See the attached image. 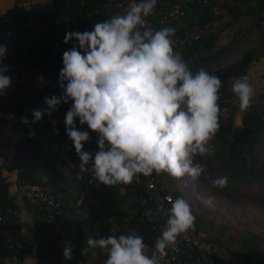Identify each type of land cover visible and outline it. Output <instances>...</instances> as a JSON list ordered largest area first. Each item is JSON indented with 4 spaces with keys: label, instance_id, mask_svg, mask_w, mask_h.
<instances>
[{
    "label": "clouds",
    "instance_id": "1",
    "mask_svg": "<svg viewBox=\"0 0 264 264\" xmlns=\"http://www.w3.org/2000/svg\"><path fill=\"white\" fill-rule=\"evenodd\" d=\"M156 5L157 0H134L122 14L94 23L91 30L67 32L63 43H71V47L62 55L60 95L45 96L46 107L31 110L33 120L21 117L22 123L34 124L70 102L66 135L79 157V167L88 170L90 165L92 178L99 184L128 185L134 179L138 182L141 174L154 172L196 180L205 167L194 159L209 153L221 116L228 112L219 105L221 79L204 68L193 72L175 50L176 29H156L147 23ZM7 51V45L0 44V95L12 85V77L6 74L10 66L3 64ZM37 79L44 82L42 74ZM231 88L239 110L247 111L254 96L249 77L235 78ZM77 119L97 134L98 150L94 153L84 149L90 132L77 128ZM211 183L224 188L228 177ZM166 200L171 207L159 209L166 222L151 255L135 230L118 236L89 235L82 255L92 249L95 259L98 252L106 250L101 264H161L177 238L195 230L196 220L184 198L169 196ZM204 203L212 206L213 201L207 198ZM63 256L72 259L70 243L66 242Z\"/></svg>",
    "mask_w": 264,
    "mask_h": 264
},
{
    "label": "trees",
    "instance_id": "2",
    "mask_svg": "<svg viewBox=\"0 0 264 264\" xmlns=\"http://www.w3.org/2000/svg\"><path fill=\"white\" fill-rule=\"evenodd\" d=\"M25 1L29 0H23V2ZM104 2L105 0H51V5L49 6L29 9L21 6L18 7L20 3L15 2L11 9L0 16V19L2 16L6 15L13 24L23 28L27 22L38 23L44 21L45 18H60L67 16L71 17L73 21H78V29L80 32H83L85 30H91L94 23L109 18V16L104 15V13H101V15L99 14L96 21L81 18V15L85 12L100 9V6ZM258 2L260 9L264 11V0H258ZM214 5L218 9H220V7L228 8L233 17L236 14V12L226 4H221L220 6L218 4ZM219 32L215 36H205L194 45L185 48L183 50V58L185 61L191 53L197 52L201 46L212 45ZM62 47L63 42L58 32H50L48 34L33 33L27 36L20 44L14 46L13 59L23 67H29L31 70H40L50 75H59V70L63 67L61 56ZM263 55L264 37L260 39L256 46L243 50L240 56L232 63L210 74L218 76L221 81L230 77L238 78L242 75H246L250 65ZM215 56V53L198 56L191 67L192 71L195 72L203 68ZM6 74L9 75L8 73ZM219 91L222 92L223 95L234 94L223 88ZM60 92L61 89L59 88V84L52 85L51 96H58ZM263 97L264 92L253 97L256 103L251 105L249 109L244 112L239 110L238 105H230L219 100L221 110L223 111V109L227 108L228 112L222 114L219 131L210 141L213 146L216 165L209 168V176L213 179L227 176L228 183L227 186L223 188L225 190L235 189L247 183H255L259 187H264V157L258 158L256 154V148H260L264 145V105L257 102V100ZM45 107L46 105L40 92L32 93L25 83L12 81V85L7 90L6 94L0 95V159L4 160V166L6 168L17 170L16 179L28 183L49 186L56 195V188L52 183L60 174L55 170L52 164L46 162V160L42 158L38 141L30 137L27 124L21 121V117H26L29 121L33 120L31 110L43 109ZM69 107L70 102L61 104L58 110L51 116L47 114L44 115L42 120L48 119L50 121V124L45 128V133L47 135L54 136L59 140L66 134L65 115ZM236 113H240L239 126L233 124V117ZM53 121H55V123H53ZM76 126L82 131L90 132L91 139L89 142L85 143L84 149L87 150L89 146H96L98 149L97 143L93 140L94 132L89 130L87 125H80L78 119L76 121ZM57 129L58 132L56 131ZM10 150L11 153H9ZM63 152L67 155L69 154L68 149H64ZM49 154L51 156H59L53 153ZM75 156V159L79 158L76 153ZM44 173H47V175ZM153 175L155 176L154 173ZM158 184L162 187L160 182H158ZM78 185L80 192H82V184L78 183ZM105 187L107 192L112 186L106 185ZM91 189V186H89L88 190L91 191ZM82 196L83 200L90 204L87 200L88 192H83ZM7 205L15 208L14 197L7 192V183L0 173V209H4ZM28 208L33 209L35 212L34 233L37 243L36 259L42 258L44 264L54 263L63 254L64 247H59L58 244L51 246L49 244L42 245L39 243V237L46 229L44 221H42L43 213L42 210L37 207ZM116 214L123 216L126 213L120 212ZM194 215L196 220L195 230L193 231H202L205 234L207 231L218 228L213 226L210 220L205 221L198 215ZM36 221H40L37 227L35 224ZM104 222L105 221H101L100 223ZM48 226H50L55 238H58L60 241L66 240L71 244L72 251L78 247L80 241L79 224L70 219L64 212L60 218L54 220V222ZM7 228L9 233L14 235V237L21 238L18 217H12L11 223L7 225ZM103 233L104 232L100 231L101 235H103ZM109 235L108 232L104 237ZM205 236L208 239L221 243L210 235L205 234ZM12 242L13 238L10 237L9 234L0 235V264H3L6 259H10L11 257L21 262L27 255L25 246L22 249H16ZM236 251L257 259L249 252L242 250ZM257 261L262 264L260 260L257 259Z\"/></svg>",
    "mask_w": 264,
    "mask_h": 264
},
{
    "label": "built area",
    "instance_id": "3",
    "mask_svg": "<svg viewBox=\"0 0 264 264\" xmlns=\"http://www.w3.org/2000/svg\"><path fill=\"white\" fill-rule=\"evenodd\" d=\"M183 4L172 0H157V5L154 13L146 18L147 23L156 29L162 27H172L176 29L173 39L175 40V50L180 52L183 56V50L189 46L197 43L205 36H215L219 30L224 26L227 16L224 12L218 9L209 0H182ZM15 2L23 3V0H15ZM134 0H105L100 6V9L85 12L81 18L85 20H95L104 13L109 17L113 14H122L124 10ZM138 2V0H135ZM184 6L202 8L206 6V18L202 21L192 22L181 27L176 26L178 18L185 14ZM79 22L73 21L71 17L60 18H45L44 21L33 23L27 22L23 28L13 24L10 19L4 15L0 19V43L7 45L8 51L6 58L3 60L4 65H9L10 69L15 71V82L25 83L32 93L40 92L43 99L45 96L51 97L52 85L58 83V75H50L40 70H31L29 67H23L16 60L13 59V49L16 44H20L27 36L33 33L48 34L50 32H58L63 42L64 36L69 31H79ZM71 47V43H63L61 49V56L66 49ZM43 75L44 82L41 83L37 77ZM220 100L230 105H238V98L234 94L223 95L219 91ZM259 104L264 105V97L257 100ZM255 100L252 99L251 105ZM50 124L48 119L41 120L36 123H31L30 137L38 141L40 148L45 152L57 154L62 156L68 167L71 170L73 179L82 184V193L87 191V200L91 205L98 204L105 192L106 185L99 184L92 178L90 165L86 166L88 170H82L79 165V158L75 159V149L72 146V141L65 134L61 139H56L54 136L47 135L45 128ZM83 129V128H82ZM93 140L96 142L97 134L94 132ZM85 145V144H84ZM68 149L69 154L63 152ZM88 151L95 152L96 146H89ZM5 164L4 160H0V168ZM91 186V191L88 190ZM114 186H121L126 189L128 195L134 198L135 207L132 211L126 212L125 215L119 214L109 216L105 222L110 223L109 234L119 235L135 230L144 239L147 245V254L155 250L154 243L156 238L160 235L161 230L166 222V215L164 211L159 210L161 206L164 209L170 208L171 204L166 200V197L172 195L158 184L156 177L152 174L150 176H139V181L135 179L131 184H117ZM14 197L15 208L12 206H5L0 209V235H8L13 238L12 244L16 249L24 247L21 238L14 237L9 233L7 225L11 223L12 217H18L20 208L37 207L42 210L45 232L40 235L39 243L42 245H55L65 247L66 240L60 241L54 237L50 226L54 220L62 216V207L58 202L53 190L47 186L28 183L23 180L15 179L14 190L12 192ZM173 198V197H172ZM40 221H36V227ZM37 234V233H36ZM68 243V242H67ZM200 245H204L201 247ZM107 251H100L101 262L106 259ZM37 264H44L42 258L36 259ZM20 262L11 257L6 259L3 264H19ZM161 264H260L257 259L247 256L244 253L238 252L232 248H228L223 244L214 240L206 238L202 231L189 230L180 235L174 245L167 249V256L161 261Z\"/></svg>",
    "mask_w": 264,
    "mask_h": 264
},
{
    "label": "crops",
    "instance_id": "4",
    "mask_svg": "<svg viewBox=\"0 0 264 264\" xmlns=\"http://www.w3.org/2000/svg\"><path fill=\"white\" fill-rule=\"evenodd\" d=\"M182 5V0H172ZM212 4H226L236 12L233 17L228 8H221L227 16V20L220 30L217 38L210 46H201L197 52L191 53L186 62L190 68L194 61L200 55L216 54V56L203 68L211 69L215 62L224 61L222 65L216 66L212 70L223 69L228 64L237 59L243 50L252 48L258 44L261 38L264 37V11L260 9L258 0H209ZM15 0H0V16L5 14L13 7ZM51 5V0H29L20 4L21 7L41 8ZM185 14L178 18L176 26L181 27L192 22L202 21L206 17V6L202 8L184 6ZM239 50L238 53L231 58L228 53ZM8 74L15 81V71L10 69ZM246 75L249 77V83L254 88V96L264 92V55L257 61L253 62L248 68ZM235 78H227L222 81V87L228 92H232L231 85ZM240 125V124H239ZM28 129H31V124H27ZM38 141L41 139L38 138ZM11 153V150L9 151ZM40 154L46 162L52 164L60 176L52 183L56 188V198L63 208V212L73 221L77 222L80 227V241L78 247L72 251V259L66 260L63 254L59 259L51 264H101L100 252L95 259H92L91 252L82 255V249L86 247V239L89 235L98 238L100 230L98 226L101 221L116 213H126L132 211L135 207L134 198L128 195L125 188L121 186L110 187L102 200L91 205L83 200L82 192H80L78 183L73 179L71 170L67 165L66 160L62 156H51L40 148ZM2 160V159H0ZM1 176L7 183V192L12 194L14 190L15 179L17 178L16 169H8L4 165L0 168ZM47 175V173H44ZM49 187V186H47ZM52 189L51 187H49ZM53 190V189H52ZM34 218L35 212L30 208H20L18 212L19 230L21 240L24 246L29 247L27 255L19 264H37L36 261V237L34 233Z\"/></svg>",
    "mask_w": 264,
    "mask_h": 264
},
{
    "label": "rangeland",
    "instance_id": "5",
    "mask_svg": "<svg viewBox=\"0 0 264 264\" xmlns=\"http://www.w3.org/2000/svg\"><path fill=\"white\" fill-rule=\"evenodd\" d=\"M238 51L228 53L229 57L224 58L232 59ZM224 61L215 62L206 71L211 73ZM233 124L239 126L240 113L234 115ZM208 147L207 155L196 156L194 159L195 163L205 167V171L196 180L187 176L177 179L167 173L154 174L173 199L184 198L190 204L193 214L205 221L210 220L213 226L218 227L205 232L206 235L216 238L228 248L251 253L264 264V187L255 183H247L230 190L214 187L211 183L213 178L209 176V168L216 165L211 142ZM256 150L258 158L264 157V145ZM207 198L212 199V206L204 203ZM109 229L108 222L98 226V230L104 232L100 236L106 235Z\"/></svg>",
    "mask_w": 264,
    "mask_h": 264
},
{
    "label": "water",
    "instance_id": "6",
    "mask_svg": "<svg viewBox=\"0 0 264 264\" xmlns=\"http://www.w3.org/2000/svg\"><path fill=\"white\" fill-rule=\"evenodd\" d=\"M18 7H20V4H18ZM25 250L28 252L29 251V247L25 246Z\"/></svg>",
    "mask_w": 264,
    "mask_h": 264
}]
</instances>
